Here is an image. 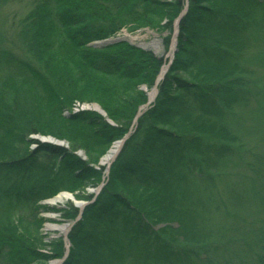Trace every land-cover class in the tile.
Returning a JSON list of instances; mask_svg holds the SVG:
<instances>
[{
    "label": "trees",
    "instance_id": "1",
    "mask_svg": "<svg viewBox=\"0 0 264 264\" xmlns=\"http://www.w3.org/2000/svg\"><path fill=\"white\" fill-rule=\"evenodd\" d=\"M31 4L16 40L32 62L0 53L8 72L0 79V264L45 260L39 233L13 221L32 219L60 192L87 202L81 213L70 204L58 211L79 216L62 264H264V161L246 160L242 135L252 119L264 121V0ZM185 6L173 61L132 127L147 102L140 88L154 87L162 60L127 42L92 44L122 30L171 32ZM76 103H97L112 124L73 113ZM129 132L103 178L100 158ZM33 134L69 149L29 152ZM98 185L91 200L86 189ZM255 207L259 227L248 213ZM54 243L59 259L65 243Z\"/></svg>",
    "mask_w": 264,
    "mask_h": 264
},
{
    "label": "rangeland",
    "instance_id": "2",
    "mask_svg": "<svg viewBox=\"0 0 264 264\" xmlns=\"http://www.w3.org/2000/svg\"><path fill=\"white\" fill-rule=\"evenodd\" d=\"M32 0H8L7 2L5 0H0V53L1 52H6L11 55L17 56L22 62V63H31L32 56H26L23 51H21L17 47L18 42L16 40L17 38V33L16 31L19 28V22L30 12V10L33 8L31 4ZM124 40L125 42H128L129 44L142 48L144 50L150 51L154 54V56L158 58H165L167 56V53L164 52L163 46H162V41L160 40V46L161 50L159 53H156L151 47V44H153L154 41L161 39V35H158L155 32L149 31L147 29H139L134 32H128L126 30H122L115 38H113V41L117 40ZM112 41V39H111ZM251 53V51H249ZM30 57L31 61L26 60L27 58ZM245 57L249 59V56L245 54ZM20 67H22V64H19ZM6 68L4 67V64L0 62V75H5L6 73ZM252 72H254V68H252ZM15 76H19V72L15 73ZM157 87V86H154ZM151 90V89H150ZM149 90V92H150ZM157 90L159 92V89L157 87ZM94 106L98 107V110L93 108ZM73 111H90L93 113H96L100 115L103 119L106 117L105 112L101 109V107L97 103H92V104H83L80 106V108H77L73 106ZM148 107L141 108V112L144 113L148 110ZM264 114V111L261 112ZM104 117H103V116ZM67 116V115H66ZM260 116V115H259ZM257 116V118H259ZM242 119V116H241ZM240 119V120H241ZM253 120V119H252ZM252 120L249 123V129H253L251 131L247 130H242V135L244 137V142L245 145L249 144V148L252 150V152L245 153L246 160L250 159V156L256 154L260 155L258 156L260 159H263L264 161V130L262 128L264 127V121L262 120H255L252 122ZM106 123L112 124V122L108 119L107 117L105 119ZM245 126H247L248 121H243ZM253 125V126H251ZM42 139H45L44 137L41 138V136H29L27 138V141L33 142L32 145L29 147V152L32 151L34 148H36L37 144H49V145H54L58 147H62L64 149H69L68 143L64 140H59L61 142L53 143L50 142L51 139H54L53 137L49 136L47 139H50V141L45 142ZM58 140V139H57ZM114 144V143H113ZM112 144V145H113ZM111 145V146H112ZM83 152V151H82ZM252 154V155H251ZM76 156L81 158L82 160L87 159V157L80 151H77L75 153ZM103 157L100 158L99 160V166L102 167L101 165V160ZM114 161V160H113ZM112 161V162H113ZM111 162V163H112ZM110 163V165H111ZM109 166H103L105 167L103 170V176L106 179L108 171H109ZM240 174H243L244 171L239 172ZM100 191V190H99ZM88 194H90V189L86 191ZM61 193V192H60ZM99 193V192H98ZM43 202V201H42ZM42 202L38 203L37 205V210L35 216L30 219H18V217H15V222L18 225V228L20 227L21 229L28 231L30 233H39V238H41V243L43 244V248L40 249L42 251L41 254L45 255V260H39L36 263L33 264H61L60 261L53 259V244L57 240H67L66 234L61 235L58 231L54 230H49L47 228L48 225H55V226H63V225H74L75 221L73 223L71 222H64V219L61 217V213L58 211H62L65 209H68V205L70 204L71 206L75 207L76 204L73 201H66L62 205H58L56 207L48 206L46 204H42ZM82 203V202H80ZM257 207L251 209V212L249 211V217L251 221L254 223L256 227L260 226V218L256 217L255 214L257 213ZM64 213V212H62ZM258 214V213H257ZM260 217H262L260 215ZM68 221V220H66ZM50 243V244H49ZM52 243V244H51ZM67 241H66V246L64 247V254L69 253L70 248L68 247ZM67 248V249H66ZM53 260H52V259Z\"/></svg>",
    "mask_w": 264,
    "mask_h": 264
},
{
    "label": "bare ground",
    "instance_id": "3",
    "mask_svg": "<svg viewBox=\"0 0 264 264\" xmlns=\"http://www.w3.org/2000/svg\"><path fill=\"white\" fill-rule=\"evenodd\" d=\"M169 1L170 0H166V2H169ZM185 14H186V6H185V9L182 10V11H180V13L178 14V16L173 20L171 27L172 28L174 27V28L172 29L171 32H167L169 30L168 28H164L163 30H160V32L149 30V31H152V32L157 33L158 35H161V39H158V40L154 41L153 44H151V47H149V48H152L153 50L155 49L154 51L156 53H159L160 50H161V46H160V40H161L162 41L163 50H164L165 53H167V56L165 58H158L157 57L158 59H161L162 60V63H163L162 66L159 69V72H158L157 77H156V80H155L157 82V85L159 83H162L163 82V80H164V78H165V76H166V74H167V72L169 70V67H170V65H171V63L173 61L174 53L176 51V46H177L178 26H179V23H180L181 19L185 16ZM20 22L18 24H20ZM166 23H167V20L164 19L161 22V26H164ZM120 32H118L117 34L114 35V37H112L111 45L116 44V43H119V42H125L124 40H122V39L119 40L117 38H116L117 40L113 41V38H115ZM167 37H169V41L167 43H165V40H166ZM104 41H102V42H104ZM102 42H95L94 44L95 45H98V44H100ZM92 46H94V45L92 44ZM134 47H136V46H134ZM136 48H139V47H136ZM139 49L144 50L142 48H139ZM144 51H147V50H144ZM13 57L18 58L15 55H13ZM7 74H8V72L6 70L5 75H0V79L2 77L6 76ZM157 87L151 88L150 92L145 87H141L140 88V90L143 91L144 93H146V96H147V102L143 106L148 107V108H151L153 106V104L155 102V99H156V97L158 95ZM81 105H83V104L76 103L75 104V107L80 108ZM93 108H95L96 110H98V107H96V106H94ZM142 114L143 113L140 110L137 112L136 116L133 119L132 127H135L136 126L137 120H138V118ZM130 134L131 133L129 132L127 135H125V137L123 139L126 140ZM32 136H36V137L37 136H41V138L42 137L45 138V139H42L43 141H45V142L50 141V139H47V137H49V136L40 135V134H33ZM50 142H53V143H57L58 144L61 141H59V140H57V139L54 138V139H51ZM38 145H39V143L37 144L36 148L38 147ZM122 145L123 144L120 141L114 142V144L110 147V149L103 156V158L101 160L102 161L101 162V165L108 166L116 158V156L118 155L119 151L121 150ZM36 148H34V149H36ZM80 152H81V155H82V153H84L82 151H80ZM101 187H102L101 185H98L97 187H88L86 189V191H88L90 189V192L91 193L89 195H92V199L91 200H94L96 198V196L98 195V190ZM69 200L70 201H73L78 207H82V205H83L82 203H80L79 201H77L75 199V194L68 193V192L58 193L54 197L49 198L47 200H44L42 202V204H46L48 206L56 207L58 205H62L64 202L69 201ZM74 220H68V221L64 220V222H71V223H73ZM72 227L73 226L72 225H69V224L63 225V226H55V225H48L47 226V228L49 230L58 231L61 235H65L67 233L66 234V237H68V234L71 231ZM67 242H68V247L70 248L71 247V244H70L68 238H67ZM66 256H67V254L63 255L61 258L56 259V260L60 261V263L62 264L64 262V260L66 259L65 258ZM52 264H54V263H52Z\"/></svg>",
    "mask_w": 264,
    "mask_h": 264
},
{
    "label": "water",
    "instance_id": "4",
    "mask_svg": "<svg viewBox=\"0 0 264 264\" xmlns=\"http://www.w3.org/2000/svg\"><path fill=\"white\" fill-rule=\"evenodd\" d=\"M107 44H111V41L104 42V44H100V45H97V46H104V45H107ZM122 142H123V141H122ZM76 207H78V206L76 205Z\"/></svg>",
    "mask_w": 264,
    "mask_h": 264
}]
</instances>
